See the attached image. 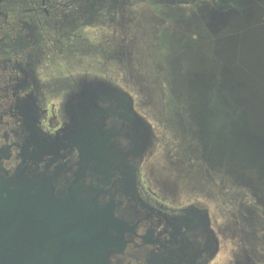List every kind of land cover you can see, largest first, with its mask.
Returning <instances> with one entry per match:
<instances>
[{"label": "water", "instance_id": "water-1", "mask_svg": "<svg viewBox=\"0 0 264 264\" xmlns=\"http://www.w3.org/2000/svg\"><path fill=\"white\" fill-rule=\"evenodd\" d=\"M72 4L64 22L102 16L119 32L107 54L126 66L144 113L131 89L86 77L53 134L30 130L23 115L18 162L7 169L0 156V264H112L122 255L127 235L150 220L134 185L159 141L151 122L195 161H170L179 175L167 184L215 201L230 191L242 235L264 246V0ZM197 213L183 217L187 229L210 234ZM176 220H165L172 234Z\"/></svg>", "mask_w": 264, "mask_h": 264}, {"label": "flooded vegetation", "instance_id": "flooded-vegetation-1", "mask_svg": "<svg viewBox=\"0 0 264 264\" xmlns=\"http://www.w3.org/2000/svg\"><path fill=\"white\" fill-rule=\"evenodd\" d=\"M72 1L0 0V156L7 169L18 162L21 140L28 131L23 115L30 116V130L53 134L67 121L68 99L82 78H100L130 94L131 89L137 98L135 110L144 113L126 66L120 70L107 54L119 32L102 16L64 22L67 14L76 11ZM103 31L108 33L104 36ZM123 38L128 40L126 34ZM114 65L117 71L109 68ZM104 66L107 70L100 69ZM142 169L134 193L144 206L138 210L147 212L150 220L139 222L127 235L123 254L112 264H149L151 254L157 264H264V246L256 247L241 233L240 201H233L230 191L217 201L206 194L165 196L144 180ZM188 211L207 219L211 235L187 229L183 217ZM215 211L223 222L230 212L240 225L215 227ZM167 218L177 219L172 224L180 230L172 234ZM227 228L231 234L227 235ZM162 244L167 250L160 249Z\"/></svg>", "mask_w": 264, "mask_h": 264}, {"label": "rangeland", "instance_id": "rangeland-1", "mask_svg": "<svg viewBox=\"0 0 264 264\" xmlns=\"http://www.w3.org/2000/svg\"><path fill=\"white\" fill-rule=\"evenodd\" d=\"M106 33L103 31L102 34L105 36ZM192 39H196L195 36L191 37ZM106 48V47H104ZM99 62H101L100 59H98ZM112 67V68H111ZM107 68L106 66L104 67H100V69H105ZM109 68H111V70H115L116 66H109ZM144 110V109H142ZM154 124V127L156 129V131L159 133L158 139L159 141L156 143L155 146V152L153 153V155L151 157H149L147 159V162L145 163V165L143 166V173H144V177H145V181H148L157 191L161 192L162 194H165V196H170L173 193H177L179 195V198H186V196H190L189 192L185 191L184 189H182L183 185L181 188H179V184H167L170 183L172 181H175L176 178L178 177L175 170L174 169H169L168 168V163L170 161L172 162H177L179 164H182V167H186L188 166V164H194L195 161L191 158H188V162L185 158H182V156L180 155V152L178 151V149L176 147H178V143L177 141L171 137L166 131H164L163 128H161L160 125H158L156 122H151ZM184 155V154H183ZM181 185V184H180ZM173 190V191H171ZM170 193V194H168ZM192 197V196H191ZM194 197V196H193ZM214 204H211V207ZM219 207V204H215V207ZM213 210V209H212ZM234 214V213H233ZM218 213H216L215 211V216L214 220H212V224L218 228L219 227H230L232 228V226L234 225V223L239 224V220L238 217H236L235 221L234 218L232 216V214L229 212L228 215L224 216L226 218V221H222L219 219V215ZM236 215V214H234ZM217 216V217H216ZM224 229V227H223ZM228 229V228H227ZM228 231V234H231V230H225ZM219 264V263H217Z\"/></svg>", "mask_w": 264, "mask_h": 264}]
</instances>
